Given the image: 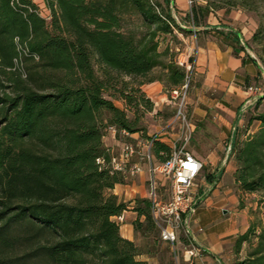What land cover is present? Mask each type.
I'll return each instance as SVG.
<instances>
[{
	"label": "trees",
	"instance_id": "1",
	"mask_svg": "<svg viewBox=\"0 0 264 264\" xmlns=\"http://www.w3.org/2000/svg\"><path fill=\"white\" fill-rule=\"evenodd\" d=\"M40 1L49 20L35 0H0V264H147L139 258H153L163 243L150 203H124L113 195L126 177L113 170L115 156L104 139L112 128L116 139L122 132L140 134L152 143L157 163L169 159L170 148L145 139L140 128L141 117L153 111L140 87L159 82L171 95L184 84L177 54L168 45L161 50L159 39L188 32L168 1L165 7L156 0ZM236 1L220 9L264 21L258 5L264 0ZM209 11L191 9L183 22L190 17L199 28ZM128 15L139 18L143 33L124 30ZM202 35L257 65L240 33L211 29ZM251 41L262 45L264 74L262 25ZM243 136L231 150L234 182L242 196L254 198L256 210L235 244L237 253L245 246V258L234 264H264V89ZM131 205L142 246L123 239L115 221Z\"/></svg>",
	"mask_w": 264,
	"mask_h": 264
},
{
	"label": "crops",
	"instance_id": "2",
	"mask_svg": "<svg viewBox=\"0 0 264 264\" xmlns=\"http://www.w3.org/2000/svg\"><path fill=\"white\" fill-rule=\"evenodd\" d=\"M222 12L226 13L225 10ZM241 14L242 11L228 13L227 18L234 21ZM216 15L217 17H214L213 14H209L205 18L203 31L211 29L235 31L231 23L218 18L219 13ZM242 34L243 42H246L247 39L244 38V33ZM185 57L186 64L193 69L198 82L187 102L198 136V151L191 154L203 163V171L207 176L198 187L197 209L189 224L194 244L202 253V258L196 260L194 264L214 262L234 264L237 260H243L246 255L245 246L237 253L235 244L238 237L245 234L249 227L252 204L249 203L250 196H242L235 185L236 164L231 151L229 152L227 148L231 144L232 150V145L238 138L244 137L241 130L245 128V117L241 112L249 100L246 90L261 83L264 74L258 62L255 65L244 54H240L238 58L234 57L232 49L221 40L204 39L201 45ZM250 57L254 59L253 56ZM158 87L159 83H153L143 92L147 93ZM251 108L252 106L247 112ZM129 139L134 142L131 144L138 146L129 167L140 165L142 172L134 178H126L131 181L129 185L115 186L113 195L124 203L133 202L137 198L146 199L145 185L149 177V166L143 164L140 159V155L147 152L144 146L147 141L139 139L138 134L130 136ZM105 140V147L119 158L123 144L116 141L114 136L111 137L113 141L111 146H107ZM152 159L155 166L159 165L154 157ZM240 202L243 204L242 207ZM132 206L120 217L121 236L130 242L134 241L133 222L136 219V214L131 211ZM203 208L206 211L204 217L209 218L210 215L221 217L219 227L207 232L202 231L200 218H196V214ZM117 220L116 218L115 221Z\"/></svg>",
	"mask_w": 264,
	"mask_h": 264
},
{
	"label": "built area",
	"instance_id": "3",
	"mask_svg": "<svg viewBox=\"0 0 264 264\" xmlns=\"http://www.w3.org/2000/svg\"><path fill=\"white\" fill-rule=\"evenodd\" d=\"M192 5L193 1L188 0L190 10ZM177 64L186 71L184 84L171 93V99L176 107L175 119L181 122V138L170 148V157L166 162L156 166L153 164L151 142L144 144L147 152L141 154L140 159L143 164L149 166L146 199L150 203L151 216L158 228L161 241L169 246L175 264H194L196 260L202 258V253L194 244L189 224L197 209L196 197L199 186L196 181L200 178L204 165L187 152V146L195 132L193 117L188 114L187 108L193 69L184 61L178 60ZM246 92L249 94V100L242 108V114H246L258 97L263 95L256 86L247 88ZM111 130L115 134V129ZM121 135L128 137L126 132H122ZM136 148L138 146L131 143H123L119 158L114 157L112 160L113 170L122 173L126 178H134L140 174L142 172L140 165L129 167L131 158L136 155ZM227 149L231 151V144ZM117 219L119 222L122 220Z\"/></svg>",
	"mask_w": 264,
	"mask_h": 264
},
{
	"label": "rangeland",
	"instance_id": "4",
	"mask_svg": "<svg viewBox=\"0 0 264 264\" xmlns=\"http://www.w3.org/2000/svg\"><path fill=\"white\" fill-rule=\"evenodd\" d=\"M162 7H165V1H168L169 10L171 12V15L175 18L177 24L183 30L184 32H188V34L181 33L177 30H174V36L175 40L171 39L170 37H167L166 39H159L160 41V48L163 50L166 45L170 46L174 54H177L176 56V62L178 60L180 61H186V57L189 53H192L194 49L201 45L204 38L202 35V32H204L202 29L205 28L204 22H201V25L199 28L194 27L193 23L190 21L191 17V10L188 6V0H156ZM193 1L192 9L196 8H205L207 6H211L214 11H209L208 14L204 17H208L209 14H213L214 17H217L216 13H219L218 18H221L224 22H228L232 24V28L237 32L240 33L244 38L247 39V50L246 53H249L253 58L259 63V53L262 51V45H259L258 43H252L251 38L252 36L257 32L260 25H262L263 32H264V21H260V18L257 17L256 14L253 13H244L242 12L241 15L237 19L233 21L229 20L227 17L228 13H223L222 9H220L224 4H232L236 3V0H191ZM35 4L39 7L40 15L47 20H49V14L46 11L43 3L40 0H35ZM260 6V14L264 12V2L260 1L258 3ZM238 13L239 10L233 9L230 10L229 13ZM190 15L187 22H183V20ZM230 16V15H229ZM236 17V16H233ZM123 28L126 32H130L132 34H140L144 32L142 22L139 20V18L135 16H125ZM220 32H224L225 34L231 33V31H226L221 29ZM197 33V34H196ZM200 34V35H198ZM242 46V45H241ZM185 55V56H184ZM262 65V64H261ZM157 73H154V76H156ZM128 81V79H126ZM153 83H159V82H153ZM151 84H145L140 87V90L143 92L146 87H148ZM198 84L196 77L194 74L191 76V82L190 87L188 91V98L189 95H191V91L194 90L193 88ZM160 87L157 89L144 93L145 97L150 100V102L153 104V111L150 113H145L143 117L140 119V128L143 130V135L146 138H155L159 142L163 143L169 148H172L176 142L181 138L182 135V128H181V122L177 121L175 119L176 117V107L175 102L171 99V95H169L167 92L164 91L163 86L159 83ZM261 90V93L264 89V80L261 81V83L257 84L256 86ZM188 102V101H187ZM114 105L119 109H124L125 106L123 102L121 101H114ZM253 107L244 115V127L246 128V122L248 120V116L253 111ZM188 108V114L191 115ZM131 117V116H130ZM244 128V129H245ZM244 129L241 130L244 132ZM256 129V125L250 129V132H253ZM114 136L116 139V132L115 134L112 132L111 129L107 131L106 134V140L105 143L107 146L113 145V141L111 140V137ZM139 139L141 138V135L138 134ZM144 140V139H142ZM119 143H133L129 138L124 137L121 135L120 139H116ZM198 136L196 135V130L193 133L192 139L190 143L187 146V152L188 153H194L198 151ZM203 153H201L202 155ZM203 177H207L205 174V171L202 172L200 178L197 179L196 183L198 186H201L203 183ZM135 181V179H134ZM130 180H126V184H130ZM146 191H147V183L145 185ZM165 195V193H163ZM254 198H249V203L252 204L251 210H256V206L253 205ZM255 208V209H254ZM206 211L205 209H199L196 214V218H200V227L202 228L203 232H207L212 228L219 227L221 224V217H217L215 215H210L209 218H206ZM251 221L254 220V217L250 214ZM119 225H121V222L116 221ZM137 245L142 246L144 243L141 241V239L135 235L134 233V241ZM246 251V250H245ZM140 260H148L147 264H175L174 259L172 257L170 248L167 244L161 243L158 247L157 253L154 255L153 258H148L147 256H142L139 258ZM182 264V263H180Z\"/></svg>",
	"mask_w": 264,
	"mask_h": 264
}]
</instances>
